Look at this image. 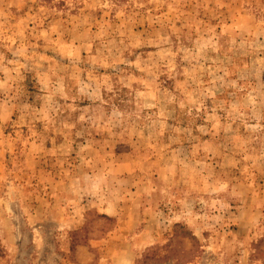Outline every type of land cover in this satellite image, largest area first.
<instances>
[{
  "label": "rangeland",
  "instance_id": "374dc122",
  "mask_svg": "<svg viewBox=\"0 0 264 264\" xmlns=\"http://www.w3.org/2000/svg\"><path fill=\"white\" fill-rule=\"evenodd\" d=\"M0 0V264H264V0Z\"/></svg>",
  "mask_w": 264,
  "mask_h": 264
},
{
  "label": "trees",
  "instance_id": "16d2710c",
  "mask_svg": "<svg viewBox=\"0 0 264 264\" xmlns=\"http://www.w3.org/2000/svg\"><path fill=\"white\" fill-rule=\"evenodd\" d=\"M66 0H59L58 3L59 4H64Z\"/></svg>",
  "mask_w": 264,
  "mask_h": 264
}]
</instances>
